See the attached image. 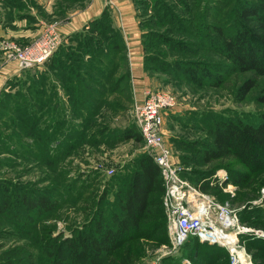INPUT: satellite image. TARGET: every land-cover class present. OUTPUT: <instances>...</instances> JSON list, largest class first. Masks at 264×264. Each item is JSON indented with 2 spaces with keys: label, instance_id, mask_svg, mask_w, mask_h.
I'll return each mask as SVG.
<instances>
[{
  "label": "rangeland",
  "instance_id": "obj_1",
  "mask_svg": "<svg viewBox=\"0 0 264 264\" xmlns=\"http://www.w3.org/2000/svg\"><path fill=\"white\" fill-rule=\"evenodd\" d=\"M155 1H162L165 9ZM241 1L244 0H132L136 19L131 26L118 0H105L106 5L112 4L124 32L128 25L137 30L134 43L130 40L132 49L136 46L130 49L131 59L139 51L144 62L147 58L145 67L152 79L148 89H166L177 96V106L165 117L166 140L174 160L187 170L184 175H192L189 178L196 185L194 173L212 168L227 170L230 165L241 168L235 161L205 163L198 155L197 150L211 142L207 132L211 118L235 116L256 121L264 113V102L259 100L264 95V76L251 71L224 72L222 67H229L231 62L216 49L219 34L202 24L205 7L211 2L206 8L212 16L209 21H217L230 33L236 21L232 11ZM96 28L87 23L66 37L57 34L61 43L52 56L64 63L63 67L58 64V70L48 60L23 67L16 58L20 74L9 78L0 92V264H56L48 256L53 245L71 240L78 232L95 234L100 219L114 225L122 213L117 197L128 186L136 159L144 152L150 154L143 139L121 138L125 128L136 125L133 110L148 89L141 98L130 72L128 48L114 54L108 50V42H103L108 35L101 36ZM50 29L53 30L51 25L45 27L36 37L52 33ZM13 40L16 39L2 41L15 42L20 47L35 42ZM86 46L90 48L84 52ZM220 77L222 83L214 85ZM249 78L255 79L256 85L239 99L238 87ZM65 83L77 91L71 95L74 99L78 96L74 102L62 87ZM42 84H46L43 90L48 102L52 92L57 101L54 109L47 106L43 113L38 109V115L34 114L37 110L24 111L33 112L29 117L33 116L37 124L35 130L30 126L35 132L30 135L25 132L30 128H21L25 127L21 122L28 118L22 116L20 120L14 113L12 99L23 87L26 91L22 92V102L34 103L30 89ZM89 84L93 88L89 89ZM81 100L87 104H79L75 110V103ZM45 124L49 129L46 133L42 128ZM72 128V138L63 140L67 133H73ZM110 168L115 169L113 174H109ZM263 186L264 183L242 187L234 198L227 196L225 200L230 199L240 212L250 210L256 207L252 203ZM36 198L53 205L48 209L30 206ZM169 243V233L165 243L149 237L130 240L98 264H122L125 257L132 264H143L156 259L165 249L163 245ZM196 244H184L177 252L164 256L162 264H196ZM226 262L225 258L220 261Z\"/></svg>",
  "mask_w": 264,
  "mask_h": 264
},
{
  "label": "trees",
  "instance_id": "obj_2",
  "mask_svg": "<svg viewBox=\"0 0 264 264\" xmlns=\"http://www.w3.org/2000/svg\"><path fill=\"white\" fill-rule=\"evenodd\" d=\"M154 4H158L161 9H165L162 1H155ZM209 4L212 5L209 2L207 7ZM207 7H205L202 24H204L205 29L219 34V38L216 39V49L227 61L231 62L229 67H222L223 71L229 74L251 71L257 76H264V0H244L243 2L241 1V4L235 6L232 11L233 16L236 18L235 28L230 33L225 31L223 25L217 24V21H209L212 16L206 9ZM88 24L97 27L96 31L101 36L108 35V40L103 41L104 44L108 42L109 49L108 47L106 49L114 52V54H120L126 49L124 38L119 29L113 26L111 12L108 9L101 16L89 21ZM143 40H145V37H143ZM143 44L146 49L145 41H143ZM89 48L86 46L84 52L89 50ZM102 51L105 52L104 49ZM90 53L88 51V54ZM53 56L48 62H51L50 64L54 66L55 70H58V64L63 67L64 63L60 58ZM66 57L70 59L69 56ZM98 58H101V56L99 55ZM109 61L114 66L113 59L109 57ZM145 63H147V58ZM108 73L109 71H107ZM63 78H66V75ZM221 83L222 77L214 85ZM65 84L62 87L69 92V98L74 102L75 99H78V96L75 95L76 98L74 99L71 95H74V92L77 93V91L73 90L72 85H69L70 83ZM255 85V79L249 78L245 80L238 87L237 97L239 99L246 97ZM88 86L89 89L93 88L90 84ZM45 87L46 84L45 86L43 84L41 86L34 85L30 89L34 103L22 102V92L26 91L23 90V87L20 88L16 98L12 99L14 113L19 115L20 120L22 116L28 118L27 122H21L25 126L21 128H30L29 131H25L29 132L30 135L35 134L31 127L34 126L35 130L37 124L33 121V116L29 117L33 112L25 114L24 111L29 109L37 110L34 114L38 115L40 113L38 109L43 113L44 110H47L46 108L54 109L56 105L55 93L53 94L52 92L48 102L47 92L43 90ZM76 87L74 85V88ZM90 92L93 93L92 91ZM259 100L264 102V95L260 96ZM1 101L2 97H0ZM35 103L36 107H34ZM79 104L86 105L87 103L81 100L80 103H75L74 109H78ZM62 125H64V122L60 123V126ZM79 126L77 125V127ZM45 127L42 126L46 133L49 129L48 126ZM50 130L52 131V127ZM69 130L71 129L69 128ZM74 131L73 129V133H67L63 140H67L69 137L72 138ZM207 132L211 136L210 144L203 145L202 149L197 150L198 155L203 158V162L235 161L236 163L234 162V164L241 165V168L225 165L230 175V180L238 185V189L253 187L254 185L259 186L264 183V113L256 121H246L242 117L235 116H213ZM122 133L125 134L121 136L124 139H143L136 125L125 128ZM136 162L137 165L132 171L128 186L117 197L122 213L116 217L114 225H107L100 219L97 223L95 234H87L85 231V233L78 232L71 240H66L64 243L60 242L59 245H53L48 255L52 261L56 264H98L106 255L112 254L124 242L141 237L157 239L162 243L167 241L168 227L163 205L165 186L161 168L154 161L152 155L147 152L140 154ZM216 169L212 168L194 173L197 176L194 181H203L201 187L204 190L213 192L219 198L225 200L229 195L224 193L219 187L210 185L208 181V178L212 177ZM35 200V202L29 203L30 206L42 207L43 209L46 206L48 209L53 205L48 200L41 201L37 198ZM240 215L243 221L264 228V217L260 208L250 207V210L246 209L240 212ZM158 235L161 237L157 238ZM242 240L245 242L247 250L252 254L253 260L257 264H264V238L243 235ZM196 242L197 249H195L194 254L199 260L196 264H223L220 263L223 258L227 260L226 264H231L229 252L224 247L202 242L196 237H191L185 244L191 245ZM132 263L127 257L122 259V264Z\"/></svg>",
  "mask_w": 264,
  "mask_h": 264
},
{
  "label": "built area",
  "instance_id": "obj_3",
  "mask_svg": "<svg viewBox=\"0 0 264 264\" xmlns=\"http://www.w3.org/2000/svg\"><path fill=\"white\" fill-rule=\"evenodd\" d=\"M49 32L52 33L25 47L16 43H6L5 46L13 50L21 66L41 65L51 58L61 43L60 36L51 29ZM177 104V96L172 91L148 89L133 110L134 123L162 171L165 186L163 205L170 239L156 259L143 264H162L164 256L177 252L191 237L226 248L231 264H257L242 236L264 238V228L243 221L240 210L232 205L230 199L236 196L238 185L230 180L228 171L219 169L208 178L210 185L229 195L230 199L223 200L217 194L204 190L201 187L203 181L198 185L193 183L184 175L187 170L174 160L173 150L166 140L165 117ZM108 172L113 174L115 169L110 168ZM252 205L260 208L264 217V186Z\"/></svg>",
  "mask_w": 264,
  "mask_h": 264
},
{
  "label": "crops",
  "instance_id": "obj_4",
  "mask_svg": "<svg viewBox=\"0 0 264 264\" xmlns=\"http://www.w3.org/2000/svg\"><path fill=\"white\" fill-rule=\"evenodd\" d=\"M118 2L124 11V18L132 26L133 20L136 19L132 0H118ZM106 9L111 12L113 26L119 29L129 50L130 72L137 83L135 90L142 98L144 91L150 87L152 79L148 75L144 57L140 51L136 58L131 59V50H135L136 46L132 49L130 40L134 43L137 30L127 24L128 31L124 32L119 26L118 16L112 4L106 5L105 0H0V92L3 87H6L9 78L20 74L19 63L15 64L14 61L17 57L2 40L15 38L25 43L35 41L39 39L36 36L49 25L55 34L66 37L85 27L89 21L101 16ZM137 49H139L138 45Z\"/></svg>",
  "mask_w": 264,
  "mask_h": 264
},
{
  "label": "bare ground",
  "instance_id": "obj_5",
  "mask_svg": "<svg viewBox=\"0 0 264 264\" xmlns=\"http://www.w3.org/2000/svg\"><path fill=\"white\" fill-rule=\"evenodd\" d=\"M242 260H243V258H242ZM244 261V260H243Z\"/></svg>",
  "mask_w": 264,
  "mask_h": 264
}]
</instances>
